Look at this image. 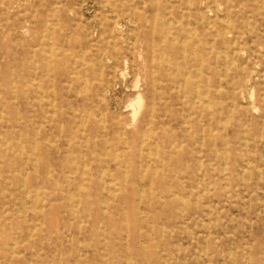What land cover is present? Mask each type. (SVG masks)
<instances>
[{"label": "rangeland", "instance_id": "374dc122", "mask_svg": "<svg viewBox=\"0 0 264 264\" xmlns=\"http://www.w3.org/2000/svg\"><path fill=\"white\" fill-rule=\"evenodd\" d=\"M0 134L40 264H264V0H0Z\"/></svg>", "mask_w": 264, "mask_h": 264}, {"label": "bare ground", "instance_id": "6f19581e", "mask_svg": "<svg viewBox=\"0 0 264 264\" xmlns=\"http://www.w3.org/2000/svg\"><path fill=\"white\" fill-rule=\"evenodd\" d=\"M156 3H158V2H156ZM142 10L145 11L144 9H142ZM157 11H158V9H157ZM168 23L170 24V22H167V24ZM209 23L211 24V22H209ZM169 29H170V27H169ZM187 33H188V31H187ZM193 35H195V34H193ZM163 40H165L164 37H163ZM212 40H214V39H212ZM116 46H118V45H116ZM186 74H185V76H186ZM33 80H34V78H33ZM86 83L88 84V82H86ZM86 83H85V85H86ZM135 112H136V110H135ZM136 114H137V112H136ZM119 115H120V113H119ZM86 116H88V115H86ZM86 119H88V118H86ZM183 122H185V121H183ZM19 140H20V138H19ZM34 141L32 143H34ZM156 142H157V140H156ZM156 142H155V144H156ZM227 142H228V140H227ZM143 143H144V139H143ZM21 145H22V143H21ZM21 145L0 144V190H1V192H3V199H2L3 203L1 202V207H0V264H40V247H39V244H40V232H41V228H40L41 208H40V202H39V184H40L39 169H38L39 165H38V161L36 159H32L31 160L32 172H31L30 178L28 179V175H27V172H26V170H28V169H26L24 167V159H23V156H22V153L24 151V148H23L24 145H22V146ZM147 146H149V145H147ZM148 149H150V148H148ZM29 151H33V150L30 149ZM156 151H158V148H157ZM114 152H115V150H114ZM10 154L13 155V158L8 159V155H10ZM156 154H157V152H156ZM198 154H201V153H198ZM140 159H142V158L140 157ZM150 162L151 161L149 160V164H150ZM105 163H107V162H105ZM144 163H147V162L144 161ZM162 165H164V163H162ZM105 166L107 167V165H105ZM155 166H156V164H155ZM146 170H143V172L145 173ZM103 171H104V169H103ZM155 173H156V171H155ZM141 179H142V176H141ZM112 182H113V180H112ZM143 188H144V186H143ZM138 189H139V187H138ZM10 190L13 191V192L12 193L10 192L8 195L4 193V191H8L9 192ZM68 190H69V188H68ZM109 191L110 190H108V192ZM141 192H142V190H141ZM141 192H139V194ZM113 196H115V194ZM182 204H183V202H182ZM43 208H44V206H43ZM74 213H75V211H74Z\"/></svg>", "mask_w": 264, "mask_h": 264}]
</instances>
